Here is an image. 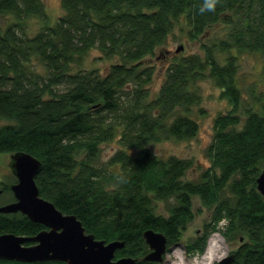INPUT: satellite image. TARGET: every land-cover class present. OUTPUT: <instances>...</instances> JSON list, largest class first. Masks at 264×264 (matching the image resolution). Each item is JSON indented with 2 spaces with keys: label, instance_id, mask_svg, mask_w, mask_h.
<instances>
[{
  "label": "trees",
  "instance_id": "trees-1",
  "mask_svg": "<svg viewBox=\"0 0 264 264\" xmlns=\"http://www.w3.org/2000/svg\"><path fill=\"white\" fill-rule=\"evenodd\" d=\"M59 3L62 12L54 24L29 36L23 20H46L43 1L0 0V16L15 19L0 23V154L25 151L37 158L42 167L34 179L40 196L74 214L96 239L124 242L117 258L162 264L142 261L149 251L143 231L163 233L169 248L205 208L212 223L184 245L188 253L202 252L209 233L223 221L225 240L242 238L230 264H264V197L256 189L264 167V103L259 99L258 109L249 106L239 115L241 90L232 54L258 52L264 59V0H215L214 9L204 11V0ZM182 15L192 38L217 23L229 26L226 37L203 44L202 56L176 49L168 61L162 53L156 56ZM91 49L119 61L103 73L72 72L70 65ZM153 55L166 61L154 91L156 72L148 65ZM33 57L46 74L32 69ZM206 78L230 108L213 120L210 166L188 179L192 159L162 158L147 145L197 135L199 123L189 112L201 102L197 82ZM115 138L121 148L100 162L101 144ZM9 184L0 182V195L11 201ZM194 197L200 202L196 210ZM41 228L19 212L0 213V234L34 235ZM0 264L64 262L0 259Z\"/></svg>",
  "mask_w": 264,
  "mask_h": 264
},
{
  "label": "rangeland",
  "instance_id": "rangeland-1",
  "mask_svg": "<svg viewBox=\"0 0 264 264\" xmlns=\"http://www.w3.org/2000/svg\"><path fill=\"white\" fill-rule=\"evenodd\" d=\"M46 13L47 19L41 20L37 17H29L23 20V27L27 35H33L37 30L44 24H54L57 17L62 12L59 0H42ZM15 22L12 15H2L0 16V23L5 26L9 23ZM189 25L182 15L179 20L175 22L173 30L168 37L167 42L156 51V56L159 54H164L167 61L173 56L175 49L182 45L183 48L179 51V54L187 55L196 53L202 54V45H211L212 43L218 41L221 38H225L229 26L222 23H217L208 28L202 35L192 38L189 35ZM233 55L237 57V74L236 81L237 85L241 90V100L238 105V112L241 117L244 116V112L247 107L251 106L253 109L259 108V99L264 103V59L262 55L258 52H236L232 51ZM163 55V56H164ZM220 58L221 62H224V56ZM155 55L148 60V65H152L155 69V83L152 85V90H156L159 86L161 77L164 76V62L161 59L156 58ZM119 61L116 57L106 58L98 49H91L86 55H84L78 63H73L70 65V70L72 72L78 71L80 69H97L100 73L106 71L110 64ZM32 69L41 74H46V70L38 58L33 57L30 62ZM57 89H63V86H58ZM197 92L201 95V102L192 107L189 112L190 116L197 120L199 123V130L195 137L186 140H175L166 139L160 142H152L147 145V147L157 154L158 156L165 158L169 155H175L181 158L192 159L194 166L186 174L188 179H197L200 171L210 166V159L207 154V148L212 142L213 138V120L219 113H226L230 105L226 99L219 97V89L216 87L210 78H206L197 82ZM203 110V112L200 111ZM2 122V121H0ZM118 148H121L117 138L104 142L101 144L100 151V162L106 161V159ZM10 154H0V182L13 183L14 175L11 172L9 161ZM1 187V185H0ZM9 196L6 194L0 195V205L4 204L9 200ZM9 202V201H8ZM200 207V202L198 197L193 198V208L196 210ZM212 216L210 211L202 208L201 212L195 214L192 222L184 230L181 241L175 243L166 249L164 254V260L162 264H173L175 257L173 255L174 250H179L183 255L194 256L197 253H188L185 250V244L191 239L201 235L205 230V225L212 223ZM218 232L223 235L224 222L220 221L217 225ZM216 232V231H215ZM213 232L209 233V236ZM224 237V235H223ZM225 239V237H224ZM230 245L229 252L234 250L241 242L238 237L226 240ZM206 246V244H205ZM201 253V252H200Z\"/></svg>",
  "mask_w": 264,
  "mask_h": 264
},
{
  "label": "water",
  "instance_id": "water-1",
  "mask_svg": "<svg viewBox=\"0 0 264 264\" xmlns=\"http://www.w3.org/2000/svg\"><path fill=\"white\" fill-rule=\"evenodd\" d=\"M183 48L179 45L176 51ZM10 169L15 181L9 184L13 200L0 205V213H21L30 221L46 227L34 236L14 233L0 234V259L20 262L63 261L64 264H136L130 256L115 257L124 242H105L87 233L74 214H66L40 196L34 177L41 162L25 151L10 153ZM256 189L264 197V167L256 178ZM2 190L0 189V193ZM149 251L142 261L162 263L167 249L166 236L154 229L143 231ZM242 240V238H240ZM35 242L33 245H25ZM233 253H228L216 264H230Z\"/></svg>",
  "mask_w": 264,
  "mask_h": 264
},
{
  "label": "bare ground",
  "instance_id": "bare-ground-1",
  "mask_svg": "<svg viewBox=\"0 0 264 264\" xmlns=\"http://www.w3.org/2000/svg\"><path fill=\"white\" fill-rule=\"evenodd\" d=\"M230 245L223 235L216 231L213 232L206 243L204 250L194 256L183 255L179 250H174L173 255L177 259L173 264H216L223 259L229 252Z\"/></svg>",
  "mask_w": 264,
  "mask_h": 264
},
{
  "label": "clouds",
  "instance_id": "clouds-1",
  "mask_svg": "<svg viewBox=\"0 0 264 264\" xmlns=\"http://www.w3.org/2000/svg\"><path fill=\"white\" fill-rule=\"evenodd\" d=\"M215 7V0H204V4L201 7V11L212 10Z\"/></svg>",
  "mask_w": 264,
  "mask_h": 264
},
{
  "label": "flooded vegetation",
  "instance_id": "flooded-vegetation-1",
  "mask_svg": "<svg viewBox=\"0 0 264 264\" xmlns=\"http://www.w3.org/2000/svg\"><path fill=\"white\" fill-rule=\"evenodd\" d=\"M35 223V222H34ZM39 224V223H38ZM42 225V224H41ZM43 229H46V227L45 226H43V228H41L39 231H41V230H43ZM38 231V232H39ZM37 232V233H38ZM36 233V234H37ZM35 235V234H34ZM34 235H26V236H34ZM35 242H27L25 245H33ZM52 261H56V260H48V261H43V262H52ZM38 262V261H37ZM60 262H63V261H60ZM31 263V262H30Z\"/></svg>",
  "mask_w": 264,
  "mask_h": 264
}]
</instances>
